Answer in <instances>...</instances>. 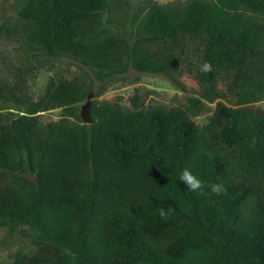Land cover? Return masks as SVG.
Wrapping results in <instances>:
<instances>
[{"label":"trees","instance_id":"1","mask_svg":"<svg viewBox=\"0 0 264 264\" xmlns=\"http://www.w3.org/2000/svg\"><path fill=\"white\" fill-rule=\"evenodd\" d=\"M14 5L0 38L82 72L52 77L38 99L23 77H0V223L34 242L9 264H264V110L252 108L264 100V0ZM130 69L168 76L185 102L98 99ZM54 109L61 118L43 122ZM184 168L226 190L192 192Z\"/></svg>","mask_w":264,"mask_h":264},{"label":"rangeland","instance_id":"2","mask_svg":"<svg viewBox=\"0 0 264 264\" xmlns=\"http://www.w3.org/2000/svg\"><path fill=\"white\" fill-rule=\"evenodd\" d=\"M15 0H0V22H14L16 19ZM165 4L174 0H156ZM82 72L79 64L67 58H44L33 56L27 44L0 38V77L11 83L17 77H23L27 92L38 99L43 95L46 85L52 77L72 78ZM180 80L190 89H196L195 81L187 74ZM97 84L91 90V101L96 98ZM136 91L141 93L147 104H161L165 107L180 106L185 102L186 93L168 76L157 73H140L133 69L109 81L106 92L99 100L119 101L129 104V97ZM88 99L82 102L81 107ZM213 106V105H212ZM254 109L264 110V100L252 105ZM211 112H204L195 118L199 124H205ZM62 116L61 109L46 111L42 114L43 122L58 120ZM33 177V175H30ZM34 247L33 238L28 229L17 226L11 229L0 223V264H9L18 250L29 251Z\"/></svg>","mask_w":264,"mask_h":264},{"label":"clouds","instance_id":"3","mask_svg":"<svg viewBox=\"0 0 264 264\" xmlns=\"http://www.w3.org/2000/svg\"><path fill=\"white\" fill-rule=\"evenodd\" d=\"M199 73L207 74L213 71V65L211 62H204L198 65ZM179 180L183 182L186 187L192 192H203L205 187H210L211 193L220 195L226 189L223 183H213L210 186L207 185V182L201 179L199 176L195 175L188 168H184L179 174ZM171 214V209L159 210V216L163 219H167Z\"/></svg>","mask_w":264,"mask_h":264},{"label":"water","instance_id":"4","mask_svg":"<svg viewBox=\"0 0 264 264\" xmlns=\"http://www.w3.org/2000/svg\"><path fill=\"white\" fill-rule=\"evenodd\" d=\"M88 101L85 105H83L80 109V115L86 124H91L93 122V118L91 115V92L88 95Z\"/></svg>","mask_w":264,"mask_h":264}]
</instances>
